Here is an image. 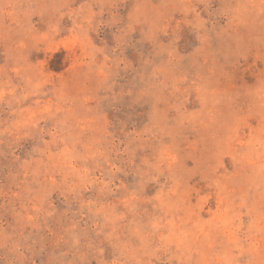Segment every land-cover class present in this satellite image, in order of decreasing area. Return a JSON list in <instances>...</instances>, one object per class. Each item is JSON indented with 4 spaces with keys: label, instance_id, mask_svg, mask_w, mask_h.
<instances>
[{
    "label": "rangeland",
    "instance_id": "obj_1",
    "mask_svg": "<svg viewBox=\"0 0 264 264\" xmlns=\"http://www.w3.org/2000/svg\"><path fill=\"white\" fill-rule=\"evenodd\" d=\"M0 264H264V0H0Z\"/></svg>",
    "mask_w": 264,
    "mask_h": 264
}]
</instances>
